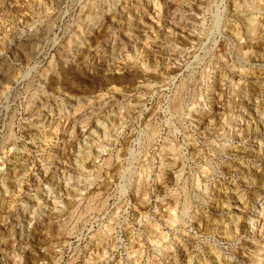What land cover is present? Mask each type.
Returning <instances> with one entry per match:
<instances>
[{
    "label": "rangeland",
    "instance_id": "374dc122",
    "mask_svg": "<svg viewBox=\"0 0 264 264\" xmlns=\"http://www.w3.org/2000/svg\"><path fill=\"white\" fill-rule=\"evenodd\" d=\"M0 264H264V0H0Z\"/></svg>",
    "mask_w": 264,
    "mask_h": 264
},
{
    "label": "bare ground",
    "instance_id": "6f19581e",
    "mask_svg": "<svg viewBox=\"0 0 264 264\" xmlns=\"http://www.w3.org/2000/svg\"><path fill=\"white\" fill-rule=\"evenodd\" d=\"M50 116V115H49ZM51 117V116H50ZM51 120V119H50Z\"/></svg>",
    "mask_w": 264,
    "mask_h": 264
}]
</instances>
